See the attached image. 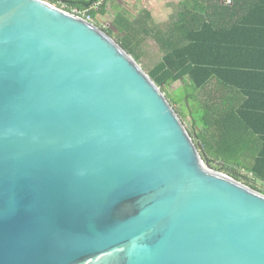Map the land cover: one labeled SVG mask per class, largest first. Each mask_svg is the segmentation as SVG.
<instances>
[{
	"label": "water",
	"instance_id": "95a60500",
	"mask_svg": "<svg viewBox=\"0 0 264 264\" xmlns=\"http://www.w3.org/2000/svg\"><path fill=\"white\" fill-rule=\"evenodd\" d=\"M0 264H264V195L107 33L0 0Z\"/></svg>",
	"mask_w": 264,
	"mask_h": 264
},
{
	"label": "trees",
	"instance_id": "16d2710c",
	"mask_svg": "<svg viewBox=\"0 0 264 264\" xmlns=\"http://www.w3.org/2000/svg\"><path fill=\"white\" fill-rule=\"evenodd\" d=\"M48 1L53 5L57 3V0ZM64 1L71 8L79 10H85L93 4L104 1L97 16L107 14V0ZM232 1L235 7L241 3L243 7L240 8L244 10L245 16H249V11L253 16L264 12V0ZM218 2L221 4L223 0H218ZM151 21L152 16L149 12H146L142 19L139 18L132 22L127 18L117 16L115 27L120 35L123 34L119 40L120 45L138 61L139 55L136 51L138 38H153L158 43L163 56L148 76L159 88L179 81L183 84V88L189 89L183 101L188 103L187 106L192 113L198 112V118L202 123L195 136L200 143L198 149L206 150L205 155L200 152V157L213 170L225 173L237 182L243 183V186L264 195V135H250L249 131H246L247 134L244 135L238 113L233 110L221 111L216 104L203 105L196 95L208 86L214 75L213 71L209 70L207 62L200 61L204 45L202 31H200V24H202L200 8L190 9L184 0L180 7L178 21L167 31L153 32L149 25ZM107 34L112 37L114 32L108 30ZM192 100H194V105L188 102ZM174 111L177 114L175 109ZM244 143L257 148L250 146L243 148ZM244 159H251V163L248 164ZM242 172L246 175L245 178L241 176Z\"/></svg>",
	"mask_w": 264,
	"mask_h": 264
},
{
	"label": "crops",
	"instance_id": "0c3cea01",
	"mask_svg": "<svg viewBox=\"0 0 264 264\" xmlns=\"http://www.w3.org/2000/svg\"><path fill=\"white\" fill-rule=\"evenodd\" d=\"M185 1L190 9L200 8L204 42L200 61L207 62L214 74L208 86L196 95L203 105L216 104L221 111L238 113L244 135L246 131L250 135H264V12L253 16L249 11V16H245L241 3L235 7L233 1L228 4L227 0L221 4L218 0ZM183 2L165 1L162 6L177 10ZM176 10L167 28L161 31L171 29L178 21L180 10ZM187 20L190 22V18ZM247 146L250 145L242 144L243 148ZM200 150L206 154L204 148ZM244 161L251 163V159Z\"/></svg>",
	"mask_w": 264,
	"mask_h": 264
},
{
	"label": "rangeland",
	"instance_id": "374dc122",
	"mask_svg": "<svg viewBox=\"0 0 264 264\" xmlns=\"http://www.w3.org/2000/svg\"><path fill=\"white\" fill-rule=\"evenodd\" d=\"M165 1L169 3L171 0H107V14L104 16H97L98 14H95L96 26L104 33H107L108 30H112L114 32L112 39L119 45L120 37L123 36V34L120 35L117 28L115 27V20L117 16H122L132 22L139 18L142 19L145 13L149 12L152 16V21L149 25L153 32L161 30V28L166 29L169 25L170 18L172 17V14L176 9L172 10L169 7H163L162 5H164ZM42 2L48 4L49 1L42 0ZM54 5L69 6L68 3H66L64 0H57V3ZM179 10L180 9H177L176 12H178ZM137 46L138 47H136V51L139 55L138 61L132 55L131 56L137 61L139 66L148 76L155 65L161 61L163 52L161 51L158 43L153 38H138ZM160 89L162 90L163 94L168 99L170 104H172L173 108L177 111V116L181 120L189 135L193 137L196 136L199 132L198 128L202 123H200V120L198 118L199 115H193V113L190 111V108H187L188 103L186 104L183 101L185 100V97H187L189 89L183 88V84L179 81L175 82L174 84L165 85ZM188 102L191 105H194V100ZM193 141L198 149V145L200 143L197 141V138L195 137ZM198 150L199 153L202 152V150ZM219 173L225 175L226 177H229L225 173ZM241 176L243 178L246 177L243 172L241 173ZM231 179L235 180L234 178Z\"/></svg>",
	"mask_w": 264,
	"mask_h": 264
},
{
	"label": "built area",
	"instance_id": "2783aa9c",
	"mask_svg": "<svg viewBox=\"0 0 264 264\" xmlns=\"http://www.w3.org/2000/svg\"><path fill=\"white\" fill-rule=\"evenodd\" d=\"M228 4H232V0H227ZM47 4V3H46ZM104 4V1L98 2L96 4L91 5L90 7L86 8L85 10H79L76 8H71L69 6H57L53 4H49L52 8L69 14L73 17H76L86 23L96 25L95 14H98L101 11V8Z\"/></svg>",
	"mask_w": 264,
	"mask_h": 264
},
{
	"label": "flooded vegetation",
	"instance_id": "af4514ba",
	"mask_svg": "<svg viewBox=\"0 0 264 264\" xmlns=\"http://www.w3.org/2000/svg\"><path fill=\"white\" fill-rule=\"evenodd\" d=\"M108 35V34H107Z\"/></svg>",
	"mask_w": 264,
	"mask_h": 264
}]
</instances>
